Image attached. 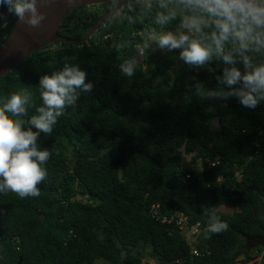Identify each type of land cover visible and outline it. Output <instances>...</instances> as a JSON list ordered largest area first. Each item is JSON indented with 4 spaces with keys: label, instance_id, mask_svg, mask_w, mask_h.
<instances>
[{
    "label": "trees",
    "instance_id": "obj_1",
    "mask_svg": "<svg viewBox=\"0 0 264 264\" xmlns=\"http://www.w3.org/2000/svg\"><path fill=\"white\" fill-rule=\"evenodd\" d=\"M110 9L77 8L58 34L82 39ZM15 21L8 16L0 47ZM149 26L150 13L131 25L112 16L85 43L45 45L0 79V103L21 89L32 94L25 127L42 106L40 76L78 63L94 84L41 134L40 149L52 155L40 196L0 195V264H148L147 248L154 264H264L263 247H245L264 236V105L196 98L194 84L214 79L182 68L175 54L139 56ZM132 57L140 66L128 78L118 66ZM225 204L238 211H218ZM152 205L160 217L177 210L203 226L199 257L174 223L151 217ZM214 217L226 231H207Z\"/></svg>",
    "mask_w": 264,
    "mask_h": 264
},
{
    "label": "clouds",
    "instance_id": "obj_2",
    "mask_svg": "<svg viewBox=\"0 0 264 264\" xmlns=\"http://www.w3.org/2000/svg\"><path fill=\"white\" fill-rule=\"evenodd\" d=\"M41 2L0 0V9H7V14L0 11V30L8 27V16L32 28L40 26L46 18L37 7ZM109 4L118 24L131 25L137 14H151L152 26L135 44L139 56L175 54L182 68L206 72L208 81L214 79L213 87L194 84L199 100L227 104L235 99L250 110L264 105V0H109ZM139 66L132 57L118 67L132 78ZM87 76L80 64L71 62L40 76L42 106L26 121L27 127L23 118L28 115L30 92L21 89L0 103V195L40 196L38 185L48 178L45 165L52 153L41 150L38 141L42 133L53 132L67 108H75L82 95L92 93L94 84L86 82ZM213 221L209 233L227 230L219 218Z\"/></svg>",
    "mask_w": 264,
    "mask_h": 264
},
{
    "label": "water",
    "instance_id": "obj_3",
    "mask_svg": "<svg viewBox=\"0 0 264 264\" xmlns=\"http://www.w3.org/2000/svg\"><path fill=\"white\" fill-rule=\"evenodd\" d=\"M109 0H53L52 3H44L37 7L45 15L41 25L32 28L22 22L15 21L12 30L0 47V79L11 72L29 55L55 41H61L73 45L85 43L113 14L111 8L105 13L84 35L82 39L73 40L58 34L63 21L77 8L102 5ZM219 210V209H218ZM264 245V243H261Z\"/></svg>",
    "mask_w": 264,
    "mask_h": 264
},
{
    "label": "built area",
    "instance_id": "obj_4",
    "mask_svg": "<svg viewBox=\"0 0 264 264\" xmlns=\"http://www.w3.org/2000/svg\"><path fill=\"white\" fill-rule=\"evenodd\" d=\"M158 205H152L151 207V217L154 219H161L162 223H174L176 227L186 236L187 242L192 250V255L199 257L201 255L200 250L196 249L194 246L200 243L198 242L199 236L203 231V226L200 223L189 224L188 218L185 214L175 211L174 214L167 218L166 216L160 217L161 214L158 212ZM259 264V260H256ZM180 261H177L179 263ZM154 264V263H153Z\"/></svg>",
    "mask_w": 264,
    "mask_h": 264
},
{
    "label": "rangeland",
    "instance_id": "obj_5",
    "mask_svg": "<svg viewBox=\"0 0 264 264\" xmlns=\"http://www.w3.org/2000/svg\"><path fill=\"white\" fill-rule=\"evenodd\" d=\"M135 58H136V57H135ZM136 59L139 60V57H137ZM217 124H218L217 120H216V121H213V127H214V128L217 126ZM191 157H192L191 155L183 154V158H184V160H185V162L187 163L188 166H190ZM232 209H235V210L237 211V208H236V207L231 208V210H232ZM223 210H224L223 207L220 208V211H223ZM228 215H232V214H228ZM263 237H264V236H263ZM248 241H249L250 245H249V247H248L247 244H246V246H245L246 249L253 248L252 245H253V243H255V242H253V241H251V240H248ZM256 242H261V241H256ZM261 243H264V241L261 242ZM263 246H264V245H263ZM263 248H264V247H263ZM148 252H149V249L147 248V249L144 251L143 259H142V260H143L144 263L153 264V261L150 260V258L147 257ZM258 260H259V259H258ZM95 264H107V263H105V262H103V261H97V262H95Z\"/></svg>",
    "mask_w": 264,
    "mask_h": 264
},
{
    "label": "crops",
    "instance_id": "obj_6",
    "mask_svg": "<svg viewBox=\"0 0 264 264\" xmlns=\"http://www.w3.org/2000/svg\"><path fill=\"white\" fill-rule=\"evenodd\" d=\"M224 208V210L223 211H220V208ZM219 208V210L218 211H220L221 213H224V214H233V213H235V212H237L235 209H232L231 210V208H233V206H231V205H228V204H225V205H223V206H221ZM252 241V240H251ZM255 243H253V248L252 249H255L256 247H260V246H262V244L260 243V242H256V241H254ZM247 246L248 245H250V243H249V241H247Z\"/></svg>",
    "mask_w": 264,
    "mask_h": 264
},
{
    "label": "flooded vegetation",
    "instance_id": "obj_7",
    "mask_svg": "<svg viewBox=\"0 0 264 264\" xmlns=\"http://www.w3.org/2000/svg\"><path fill=\"white\" fill-rule=\"evenodd\" d=\"M253 242L254 241H261V242H263L264 241V237L262 236L261 238H256V239H251ZM260 242V243H261ZM253 246V245H252ZM248 247H249V245H248ZM260 247H263V245L262 246H260ZM257 248V247H256ZM250 249V248H249Z\"/></svg>",
    "mask_w": 264,
    "mask_h": 264
},
{
    "label": "bare ground",
    "instance_id": "obj_8",
    "mask_svg": "<svg viewBox=\"0 0 264 264\" xmlns=\"http://www.w3.org/2000/svg\"><path fill=\"white\" fill-rule=\"evenodd\" d=\"M264 247V246H263Z\"/></svg>",
    "mask_w": 264,
    "mask_h": 264
}]
</instances>
